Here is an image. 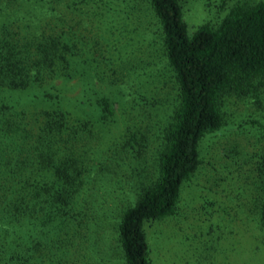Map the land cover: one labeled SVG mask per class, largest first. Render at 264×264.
<instances>
[{
    "label": "trees",
    "instance_id": "trees-1",
    "mask_svg": "<svg viewBox=\"0 0 264 264\" xmlns=\"http://www.w3.org/2000/svg\"><path fill=\"white\" fill-rule=\"evenodd\" d=\"M146 2L168 72L153 89L146 82L153 70L144 71V83L127 81L124 71L137 66L125 53L117 49L114 60L100 63L93 52L84 58L75 33L58 26L30 40L1 41L0 92L45 86L47 110L35 134L21 131L24 148L6 160L3 184L10 189L0 193V203L18 226L3 227L12 238L0 246V264H81L80 239L101 232L104 220L112 223L109 217L122 264H151L144 225L175 213L182 184L201 165L200 142L223 125V100L264 87V0L236 5L218 23L190 32L181 0ZM168 83L175 92L170 100L156 89ZM112 87L124 88L120 94L130 98L137 124L99 154L100 130L114 121L118 104ZM71 89L78 94L69 97ZM83 105H93L96 122L71 117L73 106ZM159 106L168 112L163 119H156ZM244 160L236 187L243 192L235 200L244 218L264 230V151ZM127 168L122 183L132 181L121 205L110 203Z\"/></svg>",
    "mask_w": 264,
    "mask_h": 264
},
{
    "label": "rangeland",
    "instance_id": "rangeland-1",
    "mask_svg": "<svg viewBox=\"0 0 264 264\" xmlns=\"http://www.w3.org/2000/svg\"><path fill=\"white\" fill-rule=\"evenodd\" d=\"M259 1L181 0L189 32L203 23H218L236 5L252 6ZM47 26H58L70 35L75 33L81 41L78 45H82V56L96 53L94 58L99 63L103 57L110 56L114 60L117 49L125 53L123 58L127 55L124 59L132 60L130 64L137 66L124 71L127 81L144 83V71L153 70L146 81L148 90L159 87L164 72L168 74L157 55L158 27L146 0H0V43L30 40L43 31L47 33ZM96 46L103 52L102 57ZM138 75L139 79L134 80ZM63 82L58 79L55 86L62 89ZM168 84L165 89H156L163 99L170 100L175 92ZM113 89L118 104L114 121L104 131L100 130L99 154L111 147L127 126L137 124L130 98L120 94L124 88ZM46 91L45 86H31L25 90L0 92V193L10 189L7 183L3 184L8 155L24 148L20 146L21 131L35 134L41 122V110H47ZM66 94L70 97L78 92L71 89ZM93 108V105L73 106L71 117L95 121L97 113ZM155 110L156 119H163L168 113L160 106ZM221 111L223 125L200 142L201 165L182 184L175 213L144 225L151 264H264V230L244 218L243 208L235 200V194L243 192L236 187L242 182L237 178L241 176L238 171H244L246 166L244 156L260 149L264 151V87L226 97ZM128 174L127 168L113 188L110 203L122 201L132 181L130 178L128 185L122 183L128 179L125 177ZM3 207L0 203V246L6 247L5 241L12 237L4 233V228L17 227L18 223L8 222ZM109 214L106 215L109 217ZM109 218L112 223L105 224L109 220H104L99 228L101 232L94 231L88 233L85 240L80 239L78 255L82 259L78 258L79 263L122 264L113 231L114 220Z\"/></svg>",
    "mask_w": 264,
    "mask_h": 264
}]
</instances>
